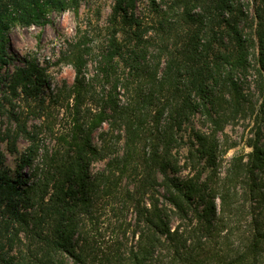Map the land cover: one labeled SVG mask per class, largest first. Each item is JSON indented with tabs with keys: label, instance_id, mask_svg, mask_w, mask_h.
I'll use <instances>...</instances> for the list:
<instances>
[{
	"label": "trees",
	"instance_id": "trees-1",
	"mask_svg": "<svg viewBox=\"0 0 264 264\" xmlns=\"http://www.w3.org/2000/svg\"><path fill=\"white\" fill-rule=\"evenodd\" d=\"M251 1L250 34L240 28L249 16L242 0H149L147 22L135 14L136 0H114L109 32L96 45L77 28L65 56L73 80L50 97L62 99L70 114L68 133L39 160L18 115L16 128L3 135L11 149L20 132L32 141L12 175L0 151V264H264L258 129L245 161L235 157L222 178L168 174L177 169L171 150L190 115L205 114L211 123L208 135H195L188 155L194 168L196 153L214 166L223 125L253 113L231 76L249 67L250 54L264 92V0ZM79 2L0 0V65L12 27L47 23ZM149 27L158 35L156 63L146 58ZM89 61L95 72L86 76ZM41 81L40 69L28 63L12 72L9 86L35 99ZM93 161L104 163L91 171ZM237 195L253 200L248 221L237 218L244 211ZM177 216L185 221L171 227Z\"/></svg>",
	"mask_w": 264,
	"mask_h": 264
},
{
	"label": "rangeland",
	"instance_id": "rangeland-1",
	"mask_svg": "<svg viewBox=\"0 0 264 264\" xmlns=\"http://www.w3.org/2000/svg\"><path fill=\"white\" fill-rule=\"evenodd\" d=\"M249 5L247 21L240 23L242 32L250 34L253 32L256 23L253 14V2L242 0ZM114 0H80L76 11L67 9L56 11L49 15L48 22L39 25L20 26L16 25L9 31V38L5 52L7 61L0 65V151L2 153L3 166L8 168L9 174H13L20 154L31 143L32 140L37 144L38 153L36 160L59 144L58 136L68 133L70 126V114L64 110L60 103L52 102L51 95L58 89H65L72 82L74 69L66 60L68 43L77 39L79 35L87 34L86 38L96 45L100 39L104 38L110 29V17ZM135 14L149 21L151 17L149 0H136ZM252 25V27H251ZM146 27V26H145ZM77 28L79 29L77 34ZM123 38V33L118 34ZM157 33L151 27L145 28V39L149 43L146 47V58L156 63L158 53ZM252 52V50L250 51ZM250 65L244 71L235 69L231 71L233 80L238 83L241 92L250 99L254 110L252 114L237 116L223 125L219 131V147L214 157V166L208 165L205 156L196 153L194 158L195 167L191 168L189 161V151L197 146L195 139L196 133L208 135L211 130V123L202 113L190 115L177 131V144L171 152L175 159L176 171H169V175L177 179H185L198 175L200 182L205 181L209 175L212 179L222 178L229 170L235 157L241 156L245 161L250 147L247 140L255 137L258 129V143L264 149V92L257 85L258 76L252 64L254 55L249 56ZM162 62V61H161ZM28 63L35 64L41 73V87L35 99L25 98L17 87L16 91H11L9 86L10 75L19 67H24ZM95 72L93 63L90 61L85 67L86 76H91ZM97 87L101 88L107 83L96 81ZM50 101V102H49ZM64 102V100H63ZM260 112V115L257 116ZM18 115L19 120L24 121L26 133H19L16 137L15 148L11 149L9 142L3 135L12 133L16 128L17 122L14 117ZM263 118V119H262ZM3 137V138H2ZM93 134V141H96ZM230 146V148H226ZM103 161H93L90 163V170L95 171L103 165ZM264 177V168L258 172ZM243 189V188H241ZM239 189V190H241ZM238 204L243 208V212L237 218L244 216L249 220L251 199H243L242 195H237ZM199 209L202 205L199 204ZM233 218V217H232ZM236 219H231L232 223ZM185 220L180 217H173L171 227L181 226ZM194 225L195 218L190 220ZM238 223L233 226H237ZM243 225L241 222L239 226ZM20 236H22L20 234ZM6 246V245H5ZM4 246V248H6Z\"/></svg>",
	"mask_w": 264,
	"mask_h": 264
}]
</instances>
